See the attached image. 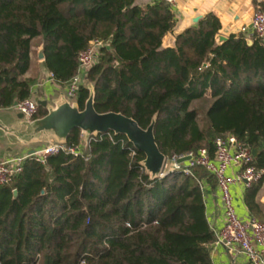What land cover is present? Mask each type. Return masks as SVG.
Instances as JSON below:
<instances>
[{
  "label": "trees",
  "instance_id": "trees-1",
  "mask_svg": "<svg viewBox=\"0 0 264 264\" xmlns=\"http://www.w3.org/2000/svg\"><path fill=\"white\" fill-rule=\"evenodd\" d=\"M264 10V2L259 6ZM176 22L166 0H0V107L31 96L32 39L44 45V65L66 83L79 53L102 41L85 73L98 111H121L146 126L170 157L233 133L264 168V39L240 31L217 41L221 23L209 12L161 45ZM89 89L76 100L83 108ZM210 99L203 115L192 103ZM47 112L38 104L34 117ZM67 147L28 156L22 169L0 182V264H212L214 239L202 180L216 182L201 165L150 178L144 153L122 133L91 136L83 145L73 128ZM262 177L245 189L250 214ZM13 189L17 190L16 195Z\"/></svg>",
  "mask_w": 264,
  "mask_h": 264
},
{
  "label": "built area",
  "instance_id": "built-area-1",
  "mask_svg": "<svg viewBox=\"0 0 264 264\" xmlns=\"http://www.w3.org/2000/svg\"><path fill=\"white\" fill-rule=\"evenodd\" d=\"M166 1L173 6L177 0ZM250 22L253 29L252 34L264 39V10L260 7L256 8ZM241 29L242 32H246L247 27L243 25ZM101 45L102 41L95 39L92 44L79 53L77 71L66 82L65 96L67 98L76 97L78 87L85 81L86 70L95 61ZM50 76L52 77L51 72ZM37 105L35 98L27 97L17 102L13 107L21 112L25 119H32ZM215 144L214 156L209 154L205 146H201L196 151L166 156L160 176L174 169H180L187 174L196 164L203 166L213 174L224 207L223 223L219 228L213 229V244L222 245L230 251L244 253L250 264H264V220L253 216L246 221L241 220L235 211L231 194L232 184L243 182L245 186H248L263 177L264 168L255 166L251 148L245 142L237 139L233 133L217 136ZM61 149H68L74 154L78 152L74 147H67L61 142L51 141L32 152L0 158V182L8 181L13 175L20 172L23 161L28 156L45 162L49 154ZM185 155H189L190 158L179 162L178 159ZM231 165H236L237 169L227 172ZM182 264L187 263L183 262Z\"/></svg>",
  "mask_w": 264,
  "mask_h": 264
},
{
  "label": "crops",
  "instance_id": "crops-1",
  "mask_svg": "<svg viewBox=\"0 0 264 264\" xmlns=\"http://www.w3.org/2000/svg\"><path fill=\"white\" fill-rule=\"evenodd\" d=\"M153 1L136 0L139 4L151 3ZM261 2H264V0H177L172 6L176 22L171 33L175 35L184 28L195 24L205 14L211 12L219 18L221 23L217 33L228 36L230 33L242 31L241 27L244 25L247 27L244 33L248 34L247 37L251 38L254 35L252 34L253 29L250 22L251 16L255 9L260 6ZM197 16L198 19L195 21ZM37 42L38 45H36ZM41 44L39 36L32 39L30 66L25 76L34 79L30 97L47 99V103L54 104V100L61 93H65L66 83L57 82L50 76V72L44 65V59L38 56V49ZM86 82L88 81H84L85 84ZM17 113L19 111L13 105L10 107H0V119L2 120L15 119ZM45 144L44 140H38L25 144L10 145L2 138L0 132V158L27 153L31 149L39 148ZM236 169V165H231L227 169V172ZM202 187L209 225L212 229L219 228L224 220V207L216 182L204 178L202 180ZM246 187L243 182H236L231 185L232 203L238 217L243 221L252 217L245 203L244 194ZM255 201L258 205V213L262 216L255 217L264 220V175L255 195ZM210 255L212 264H250L244 253L230 251L222 245H214L213 242L210 244Z\"/></svg>",
  "mask_w": 264,
  "mask_h": 264
},
{
  "label": "water",
  "instance_id": "water-1",
  "mask_svg": "<svg viewBox=\"0 0 264 264\" xmlns=\"http://www.w3.org/2000/svg\"><path fill=\"white\" fill-rule=\"evenodd\" d=\"M198 16L195 18V21ZM227 36L216 33L215 39L222 41ZM252 39L247 37V42L252 43ZM92 44V41L90 42ZM161 45L175 46V35L167 32ZM39 58L44 59V45L38 49ZM89 89V94L85 100L83 108H80L75 98L69 99L65 93H61L54 100V104L47 103V99L36 97L37 103L46 106L47 112L39 117L25 119L22 113H17L15 119H0V132L2 138L10 145L25 144L33 141L44 140L46 143L52 141L61 142L66 145V139L70 131L77 127L81 130V140L86 146L91 136L99 133L112 131L122 133L132 143V145L144 153L140 163L150 178L159 177L162 173L163 163L166 155L163 153L155 138L154 126L156 115H153L146 126H141L138 121L121 111L107 110L98 111L94 106V86L88 81L85 84ZM17 102L15 101L13 105ZM31 149L29 152H32ZM254 156L257 149H251ZM185 155L178 159L179 162L189 159ZM14 195L17 190L13 189Z\"/></svg>",
  "mask_w": 264,
  "mask_h": 264
},
{
  "label": "rangeland",
  "instance_id": "rangeland-1",
  "mask_svg": "<svg viewBox=\"0 0 264 264\" xmlns=\"http://www.w3.org/2000/svg\"><path fill=\"white\" fill-rule=\"evenodd\" d=\"M38 45V42L37 44ZM210 99L206 100V99H197L195 100L192 105L197 107L200 111V114L203 115L207 109V107L209 106L210 104ZM82 135V134H81Z\"/></svg>",
  "mask_w": 264,
  "mask_h": 264
}]
</instances>
